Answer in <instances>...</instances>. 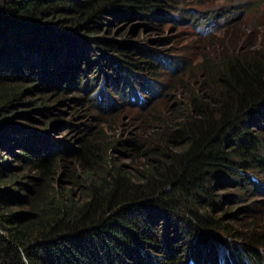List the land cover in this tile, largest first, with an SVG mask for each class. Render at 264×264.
<instances>
[{"label":"trees","instance_id":"1","mask_svg":"<svg viewBox=\"0 0 264 264\" xmlns=\"http://www.w3.org/2000/svg\"><path fill=\"white\" fill-rule=\"evenodd\" d=\"M178 9L177 0H0V264H264V228L219 215L217 190L264 193V50L221 48L183 77L180 56L100 35L132 17L178 23ZM213 20L199 24L202 36ZM36 92L41 114L69 93L97 115L132 107L145 137H103L89 116L77 145L53 141L8 115ZM219 234L239 242L222 263Z\"/></svg>","mask_w":264,"mask_h":264},{"label":"rangeland","instance_id":"2","mask_svg":"<svg viewBox=\"0 0 264 264\" xmlns=\"http://www.w3.org/2000/svg\"><path fill=\"white\" fill-rule=\"evenodd\" d=\"M177 2L179 12L174 13L173 16L177 18L182 16L180 18L182 20L178 23L153 22L145 27V21L132 17L106 27L100 35L103 38L119 40L126 44L140 43L153 46L170 57L180 56L178 59H183L186 67L182 65L183 61L180 63V60L176 59V63L183 77L187 76L186 72L190 71L189 67L194 66L195 68V63L199 62L202 55L218 54L221 48L232 51L259 46L261 50H264V0H177ZM204 12H208L206 16H203L206 14ZM209 17L214 19L211 23L216 26H212L211 30L214 28L215 30L210 36H202L198 26ZM167 75L169 74L162 73L161 78L166 81ZM40 95L43 96L41 92L24 95L22 100L10 109L8 115L14 117V121L20 119V124L39 133L47 134L53 141H69L72 145H77L76 141L82 137V125L89 123V116L99 120V122H93L92 128L95 129L94 132L103 130V137H114L117 140H131L134 137L139 138L140 135L142 138L145 137V127L142 125L145 123V118L141 120L132 107L123 108L108 116L99 114L98 116L90 102L84 100L80 104H75L74 99H80V97L69 93L65 99L57 100L56 97L49 99L46 105L53 108L51 113L41 114L38 112L41 109H38ZM169 97L170 94L163 103L152 107L149 113H158L170 105ZM61 100L62 104L58 105ZM152 104L149 106L151 107ZM73 126L75 128L79 126L78 130L75 131ZM258 179L259 182L256 185L264 187V178L260 176ZM217 188L219 201L223 202L224 208L219 215L226 213V219L233 225L246 226L254 221L257 227L264 228V193H258L250 186L247 187L248 191L244 197L239 199L237 198L240 194L238 188L221 184ZM12 208L18 211L21 207L18 205V208L16 206ZM173 227L175 232L178 227L181 232V224L175 223ZM217 236L219 239L217 243L220 246H218L219 251L216 252L218 260L222 263L224 257L227 256V249L239 242L222 234ZM179 237L181 239V236ZM178 248L183 249L184 245H178Z\"/></svg>","mask_w":264,"mask_h":264}]
</instances>
